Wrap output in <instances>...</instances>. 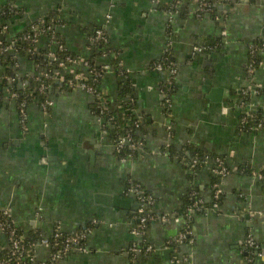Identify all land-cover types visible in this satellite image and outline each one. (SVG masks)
Returning a JSON list of instances; mask_svg holds the SVG:
<instances>
[{"label": "crops", "instance_id": "obj_1", "mask_svg": "<svg viewBox=\"0 0 264 264\" xmlns=\"http://www.w3.org/2000/svg\"><path fill=\"white\" fill-rule=\"evenodd\" d=\"M199 2L0 0L1 12L6 3L21 8L0 40L45 17L72 56L63 75L84 74L82 61L93 63L105 100L113 108L130 101L138 122L139 153L120 158L101 131L92 94L51 85L44 100L24 105L23 125L21 104L0 84V210L23 238L87 229L85 250L55 264H264L246 245L250 236L264 246V183L253 175L264 169V128L240 127L243 114L257 106L264 113V46L256 49L254 72L246 71L252 42L264 41V0H214L213 17ZM96 28L106 32L103 53L90 41ZM39 49L49 60L48 38L38 40ZM29 54L16 57V78L38 76ZM124 84L130 91L121 96ZM46 99L52 104L43 107ZM199 153L204 161L194 168L187 161ZM217 158L225 175L213 172ZM136 183L153 198V213L170 217L150 222L142 236L132 233L138 202L128 188ZM191 189L210 204L188 225L181 210ZM186 229L192 241L175 244ZM133 242L153 249L131 254ZM50 254L38 244L28 264H51Z\"/></svg>", "mask_w": 264, "mask_h": 264}, {"label": "built area", "instance_id": "obj_2", "mask_svg": "<svg viewBox=\"0 0 264 264\" xmlns=\"http://www.w3.org/2000/svg\"><path fill=\"white\" fill-rule=\"evenodd\" d=\"M180 0H173L174 4H177ZM200 10L207 11L208 6L204 2V0H200ZM9 13L4 15L2 18L4 19L1 22L0 26V34H3L7 28H8V21L12 17L19 15L21 13V8L17 5H10L9 10L7 11ZM6 12H3L5 14ZM1 15V14H0ZM1 18V19H2ZM46 37L49 39L50 44L53 47V50H49L46 53L47 58H49L50 61L54 62V68L56 66V69L49 70L46 68V70L42 73V76L47 78L48 80L52 82H60L63 80V73L61 72L62 69H64L65 63H69L72 61V58L69 55H65L64 57H58L56 55V52L59 50H64V45L57 39L56 32L52 26L51 21L47 20L45 17H41L30 23L28 29L23 33L21 36V40L30 41L33 45H35L38 40L42 37ZM90 41L94 45V48L98 52H102L104 50V47L107 43V36L106 32L103 28H96L91 36ZM6 44H1L0 40V53H9L16 51L15 45L17 44V40L12 38H7ZM195 51H203L205 49V46H196ZM30 52V50H28ZM253 53V51L251 50ZM82 65L85 67L84 74H80L75 77L68 78L66 83L71 88H80L81 90H84L90 94H92L96 100L97 108H98V120L101 125V131L106 133V126L111 124V120L114 119V116L111 115L110 117L106 118V115H104V111L107 110V106L105 104V97L101 91L98 90L97 85L94 83H90L88 81V76L90 74H93V78L95 79L98 76H101V71H95L94 69L90 68V63L87 60L82 61ZM161 64L156 65L157 69H161ZM106 68V67H104ZM103 68V69H104ZM254 60L250 59L246 71L248 75L250 76L254 72ZM174 72V71H173ZM4 78V75H1L0 73V84H2V80ZM37 79V77H36ZM12 79H9L8 81H11ZM27 86L25 82L21 83V87L24 88ZM51 86V83L44 84L43 82L39 84V90H48V88ZM10 95L12 97H16L15 92H11ZM52 104L51 100H45L43 102V107L50 106ZM19 114L21 118V123L25 124V118H26V112H25V106L21 105L19 107ZM245 116L246 114H243L240 120V127H244L245 124ZM133 125L136 127L138 125L137 120L132 121ZM261 127V124L259 123L256 127H251V130L259 129ZM125 144H128L129 147L133 150H140L141 142L137 141L135 139H132L131 133L126 132L122 136H117L115 140H113V145L115 150H120ZM217 161V167L213 169V172L217 175H225L227 173L226 167L223 165V162L220 159H216ZM195 162V161H193ZM255 177H257L259 180H264V169L256 171L253 173ZM216 193L214 194V202L212 204V207L217 206V193L218 190H215ZM128 192L130 194H133L137 198L138 207L136 210V218H137V226L133 230L134 235L142 236L149 225L150 222H153L155 220H160L163 222H166L170 219L167 215H161L157 216L152 211V205H153V198L148 194H144V191L142 188H139L138 185L131 184L128 188ZM201 203V201L198 199L194 202V205H198ZM204 209V208H203ZM8 218H10L8 211L5 209L2 210V214H0V235L4 236L6 240V244H3L0 241V264H27V262H31L33 260L32 255H28V247L24 244L23 238L17 234V230L15 228V224L10 221H8ZM11 219V218H10ZM87 234L86 230H81L79 232L73 233V234H62L58 228L54 230L52 235L50 237H47L45 235H40L38 241L30 242L29 247L34 252V248L40 244L45 245L50 248L51 254H50V263L55 264L57 260H59L64 255L77 250V251H84L85 250V237ZM190 232L189 230L181 231L177 238L174 240L175 244H180L184 241L190 243L192 240L188 238ZM246 245L247 247L251 249L257 250V256L263 258L264 257V247H261V251H259V245L254 242V240L248 236L246 239ZM152 246L144 243L138 244L137 242H133L131 247L129 248V252L131 254L136 253H148L152 251Z\"/></svg>", "mask_w": 264, "mask_h": 264}, {"label": "trees", "instance_id": "obj_3", "mask_svg": "<svg viewBox=\"0 0 264 264\" xmlns=\"http://www.w3.org/2000/svg\"><path fill=\"white\" fill-rule=\"evenodd\" d=\"M204 2L207 4L208 9L207 11H209L210 15L213 17L214 16V0H204ZM166 7V6H165ZM10 8V3H6V5H4L1 10L5 11L6 13L3 14V12L0 11V26L2 25L1 22L4 20L2 17L6 14H8V10ZM165 9H169V7H166ZM200 12H205L200 10ZM2 18V19H1ZM23 34L20 33L15 40H17V44L15 45L16 48V53L14 54H10V53H0V66H2L0 70L1 75H4V78L2 80V85L4 87V90L2 89L1 92H5L10 90L11 92H15L16 93V99L18 101V103H20L21 105H26L28 102H31L35 99H39L40 101L44 100L47 95H48V90H39V84L40 83H51V85L53 86H57V84H60V86L65 89H69L71 87H69V85H67L66 81L68 78H71V75H64L63 80L58 83V82H52L50 80H48L47 78L42 76V73L47 69L52 70L55 69L54 68V63L53 61L47 60L44 58L43 49H39L38 52H36L34 50V45L30 42V41H26V40H21V36ZM6 39L3 38L1 39V44H6ZM253 46H251V48L253 49V52H255L254 54L252 52H249V60L253 59L254 60V66H256L257 64V58H256V49L258 50L259 48H263L264 46V41L256 39L252 42ZM26 50H30L29 54V58L32 59L38 66L37 68V73L34 74H38V76H25V77H20V78H16V74L13 72L12 70V66L14 64V61L16 60L17 56H21L25 54ZM56 55L58 57H64L65 55H69L68 51L66 49L61 50V51H57ZM70 56V55H69ZM72 58V56H70ZM164 63H167V59L164 60ZM90 68L94 69L95 71H101V69H99L97 66H95L93 63H90ZM102 72V71H101ZM37 77V79H36ZM100 77L98 76L95 79L93 78V74H90V76H88V81L90 83H94V84H98L100 81ZM9 79H12L11 81H8ZM27 80V86H25L24 88H22L20 86V80ZM130 89L127 87V84H124L122 87V92L120 93L121 96H123L124 94L129 93ZM258 93L259 94H264V87H260L258 88ZM0 92V93H1ZM1 95V94H0ZM105 103L109 105V109L107 108L106 111H104V115H106V118L110 117L111 115L114 116V119L111 120V124H109L108 126H106V131L109 134L110 138H112V140H115V138L117 136H122L124 135L127 131L131 133V137L132 139H135L137 141L138 138L135 134V130L136 127L133 125L132 123V118H131V114H130V107L131 102L130 101H124L121 105V108L117 107H112L110 103H108L105 100ZM111 108V109H110ZM245 124L244 127H241L242 130L246 129V130H250L251 127H256L259 123L261 124L260 128H264V113L261 110L260 107L257 106V108L254 111H249L248 114H246L245 116ZM241 126V125H240ZM257 129V128H256ZM116 154L120 157V158H125L127 156H136L139 153V149L138 150H133L129 147L128 144H125L120 150H115ZM170 151V148H169ZM183 156V155H182ZM180 159H183L180 157ZM185 161V160H184ZM195 161V162H193ZM203 156L199 153V155H195L193 158H191V160H188V164L193 166L194 168L197 167L198 165H201L203 163ZM264 183V180H263ZM138 185L139 188H142V186L140 184H135ZM142 190L144 191V194L148 193L142 188ZM199 195L197 193H195L193 191V189L188 191V194H186L185 196V200L183 203V207L181 212L183 211V220H185V223L189 225L190 220L189 218H191L190 216L194 213H201L203 208L205 206H209L210 203H199L198 205H194V202L196 200H198ZM0 214H2V210H0ZM8 221H10V223H12L13 221L8 218ZM15 228L17 230V234H19L22 237V233L19 231V229L16 227ZM40 235H28L26 238H23V242L25 245H27L28 247V255H33V250L31 249V247H29V243L30 242H34V241H38ZM261 247H264L262 245H259V251H261ZM257 250L255 249H251L249 248V257L250 258H256ZM29 262H27L28 264Z\"/></svg>", "mask_w": 264, "mask_h": 264}, {"label": "water", "instance_id": "obj_4", "mask_svg": "<svg viewBox=\"0 0 264 264\" xmlns=\"http://www.w3.org/2000/svg\"><path fill=\"white\" fill-rule=\"evenodd\" d=\"M2 36H3V35H2V34H0V38H2ZM163 249H166V248H165V246H163ZM169 249H170V248H169Z\"/></svg>", "mask_w": 264, "mask_h": 264}]
</instances>
